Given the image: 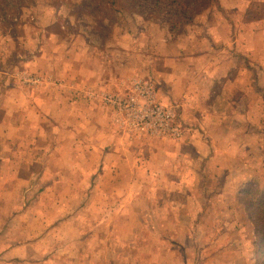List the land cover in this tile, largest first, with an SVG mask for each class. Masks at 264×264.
I'll return each mask as SVG.
<instances>
[{
	"label": "rangeland",
	"instance_id": "rangeland-1",
	"mask_svg": "<svg viewBox=\"0 0 264 264\" xmlns=\"http://www.w3.org/2000/svg\"><path fill=\"white\" fill-rule=\"evenodd\" d=\"M263 18L264 0H0V225L13 249L0 264H264ZM235 33L252 43L235 78L253 84L215 92L208 83L227 73L229 51L242 55ZM177 60L195 67L193 85L204 80L205 102L245 86L259 99H237L225 120L199 118L178 96L169 103ZM77 68L105 85L77 89ZM140 81L174 108L180 137L130 129L105 102ZM76 96L108 111L111 134L90 117L100 130L70 135ZM159 146L166 165L154 167ZM90 173L110 177L84 180Z\"/></svg>",
	"mask_w": 264,
	"mask_h": 264
},
{
	"label": "crops",
	"instance_id": "crops-1",
	"mask_svg": "<svg viewBox=\"0 0 264 264\" xmlns=\"http://www.w3.org/2000/svg\"><path fill=\"white\" fill-rule=\"evenodd\" d=\"M263 22H264V18H263ZM249 26H251V24H248ZM246 26V25H245ZM236 39V41L238 42V44L240 43L244 49L240 48L238 49L239 52H241V56L240 58H238V53L237 49H235L236 51H229V61H226V63L224 65L225 66H221L220 69L223 68V70H226L227 73L225 74H221V76H219V74L213 79L212 82L208 83V87L210 90L214 89V91H221V86H224L225 83H238L239 81H243L245 82V84H249L250 86L253 84L252 81L253 79H251V76H246L245 78H241V79H237L235 78V75L238 76V70H248V61L249 58L252 57V43H251V38L250 35H246V37L244 38V40L242 39L241 36H237L236 37V33L234 36ZM240 40V42L238 41ZM251 44V45H250ZM233 47H231L230 45V49H232ZM222 50V49H221ZM221 50L219 49V51L221 52ZM225 51V50H224ZM218 52V53H220ZM222 53V52H221ZM263 58V56L261 57ZM179 60V59H178ZM172 61L170 67H169V103L173 100H175V98H177L176 96H178L179 99L177 100H181L182 103L184 104V108L189 111L192 112L191 110H194V113L197 115L199 112H201L199 118L204 117L205 114H210V113H214V114H219L220 118L222 117V119H226L228 117V112H227V106H230L229 111L233 112V107L236 105L238 107V102L237 99L240 100V102L242 103V107L244 104L248 103V101L250 100L251 102L254 101L255 99H259L258 96H254L253 93L250 94L248 89V86H245L242 89L239 88H235L234 90L236 92L237 95H232V93H230L229 95H227L226 98L224 97H220L219 99H214L211 100L209 99L207 102H205V98H206V90L203 87V81H201L198 85H193L192 83L195 82V78H197L198 76H194L195 75V67L191 66L189 67V63L187 64V61ZM240 60V61H238ZM261 61H263L261 59ZM239 62V63H238ZM264 62V61H263ZM179 65L183 66L182 68L179 67ZM185 66V67H184ZM197 68L199 69L200 66L198 65ZM262 68H264V65L262 66ZM217 69V68H216ZM240 70V71H241ZM233 71V72H232ZM235 73V74H233ZM73 74V79H75L77 77V81L74 82L75 85L77 86V89H81L84 90L86 88H88V86H92L94 88L99 87V86H103L105 85L104 83H106V79L104 78H100L99 80H97L96 78H94L92 81H89L88 79H86V68H81V70L74 69L72 71ZM243 74V72H242ZM264 76V74L262 75ZM192 77V78H189ZM90 78V77H88ZM207 80V79H205ZM192 82V83H191ZM262 82V86L264 85V80L261 81ZM93 83V84H91ZM242 86V84H241ZM240 86V87H241ZM191 90L193 91L194 95H196L197 97H194L193 95H191V97L189 96L191 92ZM180 96V97H179ZM86 100V99H85ZM63 101V99H62ZM64 102V101H63ZM71 104L69 103V108L71 109V114L74 116V126L69 129L70 135L72 136V133L74 134V136L76 138L79 137V135L83 134V131H85V134H88V131L90 129L95 130V132L97 130H104L107 131L106 134L109 132V134H111V128L109 127L108 124V120H110V116L108 114V111L102 107V106H98V105H94V104H90L88 103L89 101L85 102L82 98H78L77 96L75 98H71L70 100ZM223 103H225V107L223 106ZM192 104H194V107H192ZM225 111V112H224ZM105 113V114H104ZM189 114V113H188ZM107 115V117L105 116ZM96 119V121H102L103 123V128H100V126L98 124L96 125H92L90 126V122L89 121H93L91 118ZM89 118V119H88ZM230 118V117H229ZM221 119V121H222ZM219 121V127H224L225 129H234L232 128V126H229L226 121L222 122ZM246 122V121H245ZM247 123V122H246ZM99 127V128H97ZM97 128V129H96ZM222 132V131H221ZM245 132H247V130H245ZM223 133V132H222ZM80 138V137H79ZM112 138H116L115 136H112ZM119 140H117L116 145L118 144ZM73 146H76L75 144ZM72 146V147H73ZM135 148H138V145H134ZM229 146L232 145H227L225 149H232ZM244 149H247L246 144L244 145ZM168 148V146H166ZM119 149H121V154H126L125 149L128 152V149L131 148L130 145H128V143L125 144H120L119 147H117ZM222 148V147H221ZM134 149V148H133ZM214 150H217L216 147L213 148ZM136 150V149H134ZM167 149L163 146H159L157 147V149H155V151L152 153L150 161L151 164L155 167L158 166V164H155L157 162V159L161 158V165H166V162L164 160L163 157H161V155L166 156V152ZM87 153V151L85 152ZM131 155V154H129ZM120 159H124L121 157V155H119ZM126 158L129 159L128 155H126ZM230 158L231 157H228ZM88 162V161H87ZM116 161H112L111 165L114 166ZM58 164V163H57ZM100 164V163H99ZM119 164H121L120 160H119ZM236 163L231 159L229 162V167L234 166ZM102 167H107L109 166V159H105L101 162L100 164ZM113 168H111V170H113ZM96 173H90L89 175L87 174L86 177H84L86 181H95V180H103V181H108V178L110 177V175L105 176V174H97V176L93 175ZM112 177V176H111ZM157 177V181L159 182L164 181L166 183V181H169V174H160V175H153L152 180H156ZM113 178V177H112ZM55 181H71L73 178L72 177H62V174H58L54 177ZM142 180L137 179L136 178V174H133V176L129 179V181H133V182H138ZM151 180V179H150ZM98 188L94 189L97 190ZM89 190V189H88ZM167 190V189H166ZM104 196V195H103ZM1 213H8L7 211H1L0 210V217L1 219L6 217V216H1ZM8 223V222H7ZM7 223H5L4 225H0V234L4 232L5 227L7 225ZM4 226V227H3ZM2 236H0V263L7 259L10 260L11 256H8L9 251L13 252V249L10 250L11 245H7L8 242H10V240L8 241V239L1 234ZM11 243V242H10ZM15 251V249H14Z\"/></svg>",
	"mask_w": 264,
	"mask_h": 264
},
{
	"label": "built area",
	"instance_id": "built-area-1",
	"mask_svg": "<svg viewBox=\"0 0 264 264\" xmlns=\"http://www.w3.org/2000/svg\"><path fill=\"white\" fill-rule=\"evenodd\" d=\"M104 100L116 110L122 124L132 127L130 129L177 138L183 133L174 108L156 102L151 83L136 82L128 94H105Z\"/></svg>",
	"mask_w": 264,
	"mask_h": 264
},
{
	"label": "trees",
	"instance_id": "trees-1",
	"mask_svg": "<svg viewBox=\"0 0 264 264\" xmlns=\"http://www.w3.org/2000/svg\"><path fill=\"white\" fill-rule=\"evenodd\" d=\"M258 231H259V232H262V229H261V230L259 229ZM263 232H264V230H263Z\"/></svg>",
	"mask_w": 264,
	"mask_h": 264
}]
</instances>
